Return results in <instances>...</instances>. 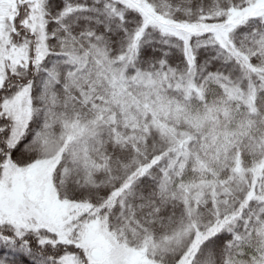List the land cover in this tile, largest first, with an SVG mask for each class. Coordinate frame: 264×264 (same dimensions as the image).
Segmentation results:
<instances>
[{"label": "snow or ice", "instance_id": "obj_1", "mask_svg": "<svg viewBox=\"0 0 264 264\" xmlns=\"http://www.w3.org/2000/svg\"><path fill=\"white\" fill-rule=\"evenodd\" d=\"M0 264H264V0H0Z\"/></svg>", "mask_w": 264, "mask_h": 264}]
</instances>
